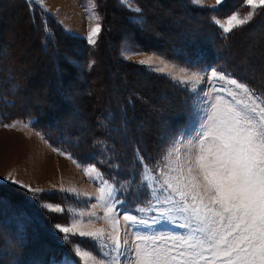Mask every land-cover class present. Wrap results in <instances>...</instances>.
Instances as JSON below:
<instances>
[{
    "label": "rangeland",
    "instance_id": "obj_1",
    "mask_svg": "<svg viewBox=\"0 0 264 264\" xmlns=\"http://www.w3.org/2000/svg\"><path fill=\"white\" fill-rule=\"evenodd\" d=\"M72 1L78 3L80 8ZM54 2H58V7L64 5L63 8L57 7L61 15L56 16L40 0H0V264H34L38 257L48 260L51 256H66L68 260L80 264L72 251V245L66 244L61 239L62 234L54 228L56 224L68 225L71 218L65 213L52 214L42 204H62L77 211H91L92 206L98 204L95 197H77L75 193L58 190L62 186L65 189L74 188L77 193H96L100 185L85 174V169L93 165L104 173L105 179L134 181V174L139 171L135 158L137 150L146 158H157L173 141L180 139L181 134H194L203 113L208 110L205 104L212 101V84L205 79L193 92L188 85L178 83L167 72L154 71L152 67L140 64V60L162 59L170 67L175 66L174 71L185 68L202 76L210 75L211 70L216 69L252 89L264 90L262 10L248 24L233 30L244 29L234 33L237 52L234 50L236 55H231L230 59L235 60L238 70L257 76L253 82L233 76L222 66L195 65L197 56L191 49V54L187 55L176 47L173 50L167 48L169 41L166 39L179 35L181 31L196 32L198 29L208 32L207 17L212 22L213 16L224 20L233 12L246 15L250 9L244 5V0H223L221 5L228 4V10H220L221 5H217L216 10L201 7L192 0H183L190 6L188 9L179 0H134L133 6L141 9L140 14L129 10L121 0ZM203 3L215 5L216 0H203ZM175 8L182 12L177 14ZM77 12L82 15L79 20ZM103 13H106L107 19ZM93 14L99 15V21L92 19ZM192 16L196 24L192 22ZM125 20L139 25L140 31L128 27ZM252 21L255 24L248 28ZM97 22L101 25V31L96 44L91 45L86 37ZM119 25L127 28H124L125 34L115 39L119 34L118 29H122ZM217 29L222 31L219 27ZM211 30L213 34V29ZM69 35L85 38L82 42L84 45H80ZM87 45L90 46L88 51L91 52V59L95 60L94 69L89 67L91 61L85 62L84 56L76 53L88 48ZM114 51H118L121 60L115 56ZM74 68L81 69L83 76L79 75L78 70L70 73ZM74 78L82 79L80 82H84L87 87H82L81 83L80 88L77 87ZM58 81L64 83V89L70 88L69 94L60 99V94L55 92L58 101L50 102L49 85ZM215 84L217 87L233 90L232 86L225 85L223 81H216ZM84 89H87V93ZM6 92L9 99L15 101L13 111L16 114L13 117L12 111L4 114ZM222 94L230 99L227 92ZM120 107L122 110L132 109L134 113L130 114L129 123L132 121L135 126H131L130 132H125L120 137L115 132V137L103 136L100 142L103 149H100L96 160H90L89 154L92 152L84 153V150L87 152L93 147V143L88 144L84 140L79 147L73 143L56 145L34 124L37 117L30 115L33 110L43 108L47 111L49 108L46 116L48 119L53 114L60 118V122L53 125L51 130L56 132L64 125V130L70 131L68 135L74 138L76 132L71 129L85 124L93 129L98 124L94 132L103 123L98 121H109L114 112L116 116L123 114ZM95 115L99 117L96 119ZM139 115L143 119L139 123L142 125L140 129L136 126L138 121L135 118ZM17 120L30 121L29 126H2ZM37 122L44 126L47 121ZM105 138L114 140L105 143ZM96 142L97 140L94 145ZM56 149L70 155H61ZM76 149L81 157L72 153ZM115 161L118 162L114 165L126 166L124 170L118 169L119 167L108 168V163L113 164ZM9 173L20 184L4 180L3 177ZM22 185L44 191L33 196ZM135 192L134 182L127 192L117 194L126 201L120 206V215L125 211L135 214V206L144 199L143 196H136ZM95 211L98 216L103 215L100 207ZM92 219V227H107L105 221ZM88 220V217H83L82 223L88 224ZM81 239L75 237L73 243H78ZM83 247L95 252L89 243L83 244ZM62 261L53 264H61Z\"/></svg>",
    "mask_w": 264,
    "mask_h": 264
},
{
    "label": "snow or ice",
    "instance_id": "obj_2",
    "mask_svg": "<svg viewBox=\"0 0 264 264\" xmlns=\"http://www.w3.org/2000/svg\"><path fill=\"white\" fill-rule=\"evenodd\" d=\"M133 2L121 0L140 14L141 9ZM192 2L216 10L223 0H216L215 5H204L203 0ZM244 5L250 9L246 15L233 12L224 20L211 18L225 37L264 10V0H244ZM92 19L99 21L100 17L93 14ZM100 31L97 22L87 34L89 44H96ZM94 63L91 61L89 67ZM139 63L167 72L193 92L207 79L213 94L212 101L205 104L208 110L194 134H181L159 157L146 158L137 150L139 171L134 181L105 179L93 165L85 174L100 185L96 193H77L74 188L61 186L60 192L95 197L98 204L83 212L43 203L48 212L71 218L68 225L56 224L54 228L66 244L72 245L80 264H264V90L252 89L216 69L202 76L185 68L174 71L175 66L162 59L147 58ZM216 81L233 90L217 87ZM29 123L17 120L2 126L28 127ZM3 179L20 184L11 173ZM134 182L135 195L144 199L135 206V214L125 211L120 215V206L126 201L117 194L127 192ZM22 186L33 196L44 191ZM97 207L103 215H97ZM83 217L89 218L88 224L82 223ZM92 218L105 221L107 227H92ZM75 237L82 239L73 243ZM85 243L95 252L84 248ZM61 264L75 262L64 258Z\"/></svg>",
    "mask_w": 264,
    "mask_h": 264
},
{
    "label": "trees",
    "instance_id": "obj_3",
    "mask_svg": "<svg viewBox=\"0 0 264 264\" xmlns=\"http://www.w3.org/2000/svg\"><path fill=\"white\" fill-rule=\"evenodd\" d=\"M179 1L185 5V7H184L185 9H188V7H190L187 4H185L183 2V0H179ZM239 3H238V5H239ZM223 8L228 10L230 7L228 6V4H224V5L220 6V10H222ZM176 11H177V14L182 12L180 9H176ZM221 13H223V12H221ZM261 13L264 14V10H262ZM125 14L129 15L128 13H125ZM171 14L173 17L174 16L173 12ZM103 15L106 18V13H103ZM192 18L194 19V21L192 20V22H194L196 24L195 18L193 16H192ZM166 19H168V18H166ZM208 21L210 22L209 17H207V23H206V26H207L206 29L208 30V32L206 30H198V29L196 30V32L195 31H193V32H191V31L182 32L181 31V33H179V35H175L173 38L172 37L167 38V39H169V40L166 39V41H169V44L167 45L168 50L169 49L173 50L176 47L177 50H179L180 52H184L187 55H190L191 51L189 49H191V50H193V52H195V55L197 56V59L194 60V64L197 66H200V67H205V66L211 67L214 65L222 66V68H224V70H226L228 73H232L233 76H235L239 79L249 80L250 82H253L256 78H258L255 75L247 74V73H244V72L238 70L239 69L238 66L234 64L235 60L230 59V56L237 52L236 48L234 47V33L236 31H240V30H244V29H239V30L233 31L225 37L224 34L222 33V31L218 30L217 29L218 27L214 23H212V22L208 23ZM124 22L128 25V27H130L132 29L135 28L136 30L140 31L139 25L137 26L136 24L131 23V22L126 21V20ZM253 22L254 21H252L250 23L248 28H250L252 25L255 24ZM208 25H210V26H208ZM119 26L122 29H118L119 34H117L115 36V39H118L119 36H122L123 33L126 31V29H124V28H127V27H125V25H119ZM211 29H213V34H212ZM105 33H106V31L104 32V34ZM189 35H192V38H189ZM69 36H71V35H69ZM141 36H142V34H141ZM71 38H74V40L76 42H79L80 45H84L82 42L85 40V38L80 37V36H71ZM162 45H164V44H162ZM164 46H166V45H164ZM182 47H184V48H182ZM88 49H90V46H88V48H86L84 50H80L79 52L76 51V53L83 55L85 62L95 61V60L91 59V57H90L91 52L88 51ZM114 53H115V56L119 60H121L122 57L119 56L118 51H114ZM240 58H241V56H240ZM252 58H253V56H252ZM237 59H239V58H237ZM95 65L96 64L92 65V69L95 68ZM76 71L80 72L79 75L81 74L80 75L81 77L83 76V72H81V69H79V68H74L70 73H76ZM74 79L77 82V87L80 86L79 83H81L82 87L86 86V84H84V82H80L82 79L81 80L79 78L78 79L74 78ZM49 86H50L49 89H51V91L48 92L50 102L51 101H58L56 95L54 94L55 92L60 94V95H58L60 99L65 98L66 94L67 95L69 94L68 92H69L70 88L68 87V90L64 89V83L62 81L61 82H59V81L54 82V83H52V85H49ZM7 92L4 95V98H6V101L4 102L6 111H4V114H7V113L9 114L10 111H12V117H13L16 114L13 111L14 110L13 108L15 106V101L9 99ZM84 92L87 93V89H84ZM125 100H126V98H125ZM125 102L128 103L127 101H125ZM56 106H58V104H56ZM125 106L130 108L128 104H126ZM119 109L122 110V107H120ZM46 110L47 111H44L43 108L42 109L39 108V109L31 111L32 114H30L32 116L37 117L36 123H34V124L43 132L44 136H46V138H48L50 140V142H52L56 145H69L70 143H73L74 145L76 144L77 147H79L81 145L82 141H84V140H87L88 144L93 143V147H90L88 150H86L87 152H85V150H84V153L92 152L89 154L90 160H94V159L96 160L97 156L100 152V149H103V147L100 146V142L102 141L101 139L103 138V136L109 135L110 138H111V136L115 137V135H113V133L115 132V134L118 135L117 137H120L125 132H127V133L130 132L131 126H135L134 124H132V121H130V123H129L130 114L134 113V112H132V109L131 110H122L124 113L118 114V116H116V114L114 112L112 114L110 120H109L110 122L109 121H98V123L103 122L104 126H103V123L101 125L99 124V128L94 132H93V130L98 124H96L93 127V129H91V127L87 124H85V126H82V127L77 126V128L71 129V130H73V132L74 131L76 132V134L73 136L74 138H71L72 135H68L69 134L68 132H70V131H68V130L65 131L64 125H61L60 128H62V129H60L56 132L51 130L53 125L58 124L60 122V118H59V116H56L53 114L48 119L46 116H48L49 108ZM24 113H27V112H24ZM27 114H29V113H27ZM128 115H129V117H128ZM94 117H96V119H97V117H99V116L95 115ZM94 117L92 119L95 120ZM101 117H103L102 113H101ZM132 117H134V116H132ZM135 118H137V121H138V123H136V126L139 127V129H140V126H142V125H139V123L141 124V122H143V119L140 115L138 117H135ZM38 120H40V121L43 120V121H47V122L43 126L41 123L37 122ZM123 121L126 124H124ZM96 122H97V120H96ZM89 130H90V134L92 132V135L89 134ZM127 137H128V135H126V138ZM90 139H93L92 142H90ZM95 140H97V142L94 145ZM112 140H114V139H111V141H110L109 139L105 138V140H103V141L105 143H107V142H112ZM119 140L120 139H115V141H119ZM72 153H74L78 157H81V154L78 151V149L72 151ZM86 161H89V160H86ZM116 162H118V161H115L113 164L108 163L109 164L108 168L110 166H111V168H113V165ZM99 164H102V162H100ZM125 167L126 166H119L118 169L124 170ZM38 261L46 262L48 260H42L41 258L38 257V258H36L34 264H38L37 263ZM41 264H42V262H41Z\"/></svg>",
    "mask_w": 264,
    "mask_h": 264
},
{
    "label": "crops",
    "instance_id": "obj_4",
    "mask_svg": "<svg viewBox=\"0 0 264 264\" xmlns=\"http://www.w3.org/2000/svg\"><path fill=\"white\" fill-rule=\"evenodd\" d=\"M41 1V0H40ZM43 2H44V4L47 6V7H49L50 9H51V11L56 15H61L60 13H59V10H58V8H63L64 7V5L63 4H61L59 7H58V2H54V0H42ZM73 2V1H72ZM76 6H78V8H80L79 7V5H78V3L76 4L75 3V1L73 2ZM58 7V8H57ZM56 15V16H57ZM81 14H79L78 12H77V15H76V17H77V19L79 20L80 18H81ZM60 18V17H59ZM61 19V18H60ZM62 20V19H61ZM79 23H81V20L79 21ZM70 25V24H69Z\"/></svg>",
    "mask_w": 264,
    "mask_h": 264
}]
</instances>
